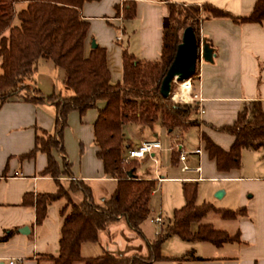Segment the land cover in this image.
Segmentation results:
<instances>
[{
	"label": "crops",
	"instance_id": "0c3cea01",
	"mask_svg": "<svg viewBox=\"0 0 264 264\" xmlns=\"http://www.w3.org/2000/svg\"><path fill=\"white\" fill-rule=\"evenodd\" d=\"M257 1H85L80 9L82 20L88 24L84 52L87 56L92 43L105 50L110 83L115 85L122 81L124 50L144 62L160 59L162 31L170 25L166 10L168 2L195 6L209 4L241 17L250 15ZM129 3L135 7V15L131 19L124 17ZM26 5L27 0H17L14 5L16 14ZM16 24L17 20L14 21ZM197 32L202 42L212 45L213 60L198 61L194 76L196 84L190 94L191 105L198 108L191 119L200 123V127L190 128L197 131V144L189 147L186 160L190 171L181 172L180 164L177 163L172 166L178 168L183 177L167 178L171 171L162 165L165 153H168L167 158L171 162L172 146L178 132L170 133L159 123L153 129L129 124L124 126L123 136L130 142L131 148L141 142L156 139L161 143L160 149L154 153L156 165L147 158L143 159L145 161L141 162L137 171L139 177L155 181V186L161 185L164 180L181 181L182 185L195 183L198 186L204 180L215 182L219 179L230 184L219 197H230L229 205L217 207L210 202L203 203L213 204L220 209H245L246 214L232 220L218 216L220 220L217 221L222 229L217 230L238 236L236 241L216 246L208 242H184L172 235L161 245V256L165 259L153 264H264V149L244 150L240 169L220 173L216 161L208 157L205 144L199 137L200 132L206 133L218 146L229 151L235 137L210 127L233 125L240 112L252 102H260L264 110V22L237 25L226 19L203 20L199 22ZM52 65L48 60L39 61L32 78L35 88L46 96L67 94L63 85V72ZM104 106L105 102L99 101L96 108L88 110L84 115L76 111L68 114L63 146L70 165V177L62 175L58 178L64 187L70 180L84 182L91 188L97 204L108 199L117 187V181L104 173L103 164L97 157L94 124L99 110ZM54 122L55 109L51 105L11 98L0 106V238L6 232L14 231L7 241L0 242V264H52L50 258L58 255L62 223L60 211L66 206V200L59 199L50 203L46 218L39 225L35 220V208L23 204L25 196L35 199L37 195L54 194L58 190L54 178L41 175L47 166V156L36 153L28 157L35 146L36 129L51 133ZM180 135L179 139L182 133ZM160 137H165L170 143L167 148H163ZM180 142L183 143L181 139ZM195 149L201 150L200 156L193 153ZM52 155L62 169L61 157L55 151ZM146 164H150V167H144ZM197 167L200 168L199 172L196 171ZM157 177L163 180L158 183ZM71 197L74 201V194ZM196 204L201 205L197 200ZM172 219H168V225ZM204 224L213 225L216 229L213 220ZM197 226L194 228L192 224L191 231L195 232ZM142 234L144 239L134 237L126 224L121 222L112 227L109 233H100L97 243L82 244L81 257L96 258L106 253L129 256L136 250L142 255L147 254L145 242L151 240L146 238L143 231Z\"/></svg>",
	"mask_w": 264,
	"mask_h": 264
},
{
	"label": "trees",
	"instance_id": "16d2710c",
	"mask_svg": "<svg viewBox=\"0 0 264 264\" xmlns=\"http://www.w3.org/2000/svg\"><path fill=\"white\" fill-rule=\"evenodd\" d=\"M85 1L90 0H27L26 7L16 14L14 5L17 0H0V106L8 99L22 98L55 109L53 131L47 133L36 129L35 146L28 157L36 153L47 156V166L41 175L54 178L58 190L54 194L37 195L35 199L32 196L23 199L25 206L35 208L37 225L46 218L50 203L66 200V206L60 211L59 252L50 258L52 264H153L165 259L160 253L161 245L172 235L184 242H208L216 246L236 241L238 236H230L213 225L202 223V220L209 214L225 220L237 219L244 216L246 210L220 209L210 203L197 205V185L184 183V205L174 211L172 222L165 230H161L153 241L145 242V256L106 253L84 259L80 254L82 244L97 243L100 233H109L121 222L137 238L144 239L141 225L151 213L149 201L155 181L137 175L141 166L139 160H124L126 151L131 148L123 136L124 126L135 124L153 129L159 123L166 131L179 135L190 128L200 127L197 120L191 119L198 111L196 106L172 102V87L170 98L165 99L160 94L161 82L181 43L184 29L195 21L198 26L200 21L212 19H226L237 25L261 24L264 22V0L256 2L250 15L241 17L209 4L195 6L168 2L166 10L170 25L162 31L160 59L144 62L124 50L122 81L115 85L110 83L105 50L91 48L85 55L88 24L80 13ZM198 10L202 12L199 16L196 15ZM134 15V4L129 3L124 17L131 19ZM194 31L199 42L197 27ZM203 44L213 50L209 42ZM41 60L51 61L63 72V85L71 95L46 96L35 88L32 78ZM99 101H104L105 106L99 110L94 124L97 157L103 164L104 173L117 181L115 191L102 204L95 203L91 188L84 182L70 180L64 187L58 180L62 175L70 177V165L63 146L68 114L76 111L84 115L96 108ZM210 128L235 137L232 148L226 151L206 133H199L208 157L216 161L220 173L240 169L244 150L264 149V110L260 102L246 106L233 125ZM53 151L61 157L62 169L52 155ZM171 162L173 165L178 163L174 152ZM75 193L82 195L78 203L71 197ZM192 224L198 225L195 232L191 231ZM13 234L14 231L6 232L0 242L7 241Z\"/></svg>",
	"mask_w": 264,
	"mask_h": 264
},
{
	"label": "rangeland",
	"instance_id": "374dc122",
	"mask_svg": "<svg viewBox=\"0 0 264 264\" xmlns=\"http://www.w3.org/2000/svg\"><path fill=\"white\" fill-rule=\"evenodd\" d=\"M201 10H198V13L196 15H201ZM193 28L194 30L197 27L196 21L193 22ZM200 45L203 44L201 40H199ZM201 58H199L200 62ZM50 62V61H49ZM51 64V63H50ZM53 66V65H52ZM197 72V69H196ZM184 83V82H183ZM191 87L194 89L195 84H196V79L194 76L190 79ZM182 83L176 82L173 83L172 85V93H177L179 91V86ZM67 94H62L63 97L71 95V92L65 88ZM193 92V91H192ZM23 95V93H21ZM53 94H50L48 96H51ZM57 95V94H56ZM173 97V96H172ZM172 102L178 103V104H189V103H184V101H174L172 99ZM188 102V101H187ZM179 135V133H178ZM166 136V135H165ZM181 137V135H179ZM167 138V137H166ZM181 141H183V145L185 144V150L190 151L189 147H192L197 144V131L196 129H190L189 131H185L182 133V138H180ZM161 142L163 143V148H167L170 143L168 142L165 137H160ZM171 141V140H170ZM169 143V144H168ZM165 158L162 160V165L165 168H169L171 172L167 174V178H182V174H180L178 168H174L171 164L168 157V153H165ZM189 155V154H188ZM146 160V159H145ZM145 160L140 161V163ZM131 161V160H130ZM142 165V164H141ZM150 164H146L144 167H148ZM141 167V166H140ZM150 167V166H149ZM229 183H226L221 180H216L214 181H209V180H204L200 183H198L197 189H198V199L197 203L202 204L203 202H210L216 205L217 207H223L225 205H229L230 203V197L227 198H219V195L223 193V189H227L229 187ZM157 189L156 194H154L152 197H150L149 201V207L151 210L150 215L148 218L142 223L141 229L149 240H154L156 236L159 234L161 230H165V228L168 226V219H172L174 210L180 209L183 204H184V199H183V193H182V182L181 181H175V180H164L163 183L159 186H155ZM82 198V195L80 193H75L74 194V202H79ZM161 217L162 219V226L161 230L159 229V226L154 224L152 222L153 219H155L157 216ZM215 221L216 229H222V226L219 225L217 220H220L218 216L215 214H209L207 215L203 220L202 223H207L209 221ZM124 223V222H123ZM197 224H193V227L195 228ZM131 234L134 235V233L131 232ZM156 234V235H155ZM141 240V239H139ZM150 241V242H151ZM142 244L143 241H139ZM137 252H134L132 254H128L129 256L133 255H142L139 250H136ZM161 253V252H160ZM144 256L146 254H143ZM82 263V262H81ZM83 264V263H82Z\"/></svg>",
	"mask_w": 264,
	"mask_h": 264
},
{
	"label": "water",
	"instance_id": "95a60500",
	"mask_svg": "<svg viewBox=\"0 0 264 264\" xmlns=\"http://www.w3.org/2000/svg\"><path fill=\"white\" fill-rule=\"evenodd\" d=\"M93 49L96 45L92 43ZM199 58L204 61L213 60V51L207 45L198 42L192 26L182 32L181 43L178 45L175 56L160 85V94L163 98H170L173 83L190 80L196 74ZM223 195L220 194L219 197Z\"/></svg>",
	"mask_w": 264,
	"mask_h": 264
},
{
	"label": "built area",
	"instance_id": "2783aa9c",
	"mask_svg": "<svg viewBox=\"0 0 264 264\" xmlns=\"http://www.w3.org/2000/svg\"><path fill=\"white\" fill-rule=\"evenodd\" d=\"M188 81L190 83V80H188ZM191 92H192V87H191V83H190V94H191ZM171 100H172V98H171ZM198 100L200 102L202 101L201 98H198ZM191 102H192V99H190V101L188 103L191 104ZM201 113H203V111H201ZM160 147H161V143H160V141L158 139H156L154 141H150V142H141L139 145H137V146H135L133 148H130V149H128L126 151L125 156H124V160L127 162V161H130V160H143V159L147 158L153 164L156 165L157 160L155 158L154 153H155V150L160 149ZM172 151L175 152V154L178 157V163L180 164V171L183 172V173L189 172L190 169H189L188 165L186 164L187 155L189 154V152L185 150V147L183 146V143L180 142V139L177 136L174 138ZM193 153H195V154L200 156L202 152H201L200 149H195ZM196 171L199 172L200 168L197 167ZM162 180L163 179H161L160 177H157V179H156V181L158 183H160ZM156 192H157V189L154 188L151 191V195L155 194ZM152 222L154 224L158 225L161 228L162 219H161L160 215L157 216L155 219H153ZM9 264H14V262H9Z\"/></svg>",
	"mask_w": 264,
	"mask_h": 264
},
{
	"label": "bare ground",
	"instance_id": "6f19581e",
	"mask_svg": "<svg viewBox=\"0 0 264 264\" xmlns=\"http://www.w3.org/2000/svg\"><path fill=\"white\" fill-rule=\"evenodd\" d=\"M182 84H180L179 86V91L177 93H175L172 97V99L174 101H190V83L188 80L181 82ZM187 102V103H188Z\"/></svg>",
	"mask_w": 264,
	"mask_h": 264
}]
</instances>
